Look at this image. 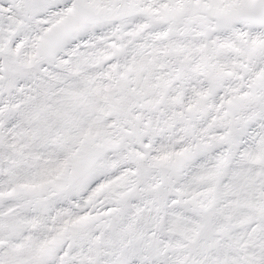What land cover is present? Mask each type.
<instances>
[{
  "label": "snow or ice",
  "instance_id": "6c2138e0",
  "mask_svg": "<svg viewBox=\"0 0 264 264\" xmlns=\"http://www.w3.org/2000/svg\"><path fill=\"white\" fill-rule=\"evenodd\" d=\"M0 264H264V0H0Z\"/></svg>",
  "mask_w": 264,
  "mask_h": 264
}]
</instances>
